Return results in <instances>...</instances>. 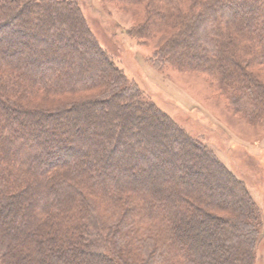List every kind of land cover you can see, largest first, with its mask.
<instances>
[{
  "label": "trees",
  "instance_id": "16d2710c",
  "mask_svg": "<svg viewBox=\"0 0 264 264\" xmlns=\"http://www.w3.org/2000/svg\"><path fill=\"white\" fill-rule=\"evenodd\" d=\"M122 1L149 8L138 37L172 35L158 58L262 118L250 66L264 63V0ZM227 206L240 222L224 228ZM257 218L245 184L117 66L74 0H0V264H251Z\"/></svg>",
  "mask_w": 264,
  "mask_h": 264
},
{
  "label": "rangeland",
  "instance_id": "374dc122",
  "mask_svg": "<svg viewBox=\"0 0 264 264\" xmlns=\"http://www.w3.org/2000/svg\"><path fill=\"white\" fill-rule=\"evenodd\" d=\"M74 1L117 66L179 126L208 146L245 184L258 211L251 264H264V110L262 118H247L219 92L208 74L181 67L169 58H158V50L172 35L142 38L135 34L134 27L149 10L146 3L138 6L122 0ZM37 10L31 5L28 15ZM254 23L252 20L251 25ZM250 69L264 83V63ZM123 110L131 109L123 107ZM230 209L227 206L222 211L216 210L222 216L224 228L240 222L237 211Z\"/></svg>",
  "mask_w": 264,
  "mask_h": 264
}]
</instances>
